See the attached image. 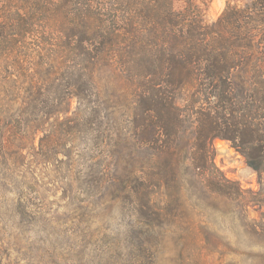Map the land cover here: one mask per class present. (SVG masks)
I'll return each instance as SVG.
<instances>
[{
	"label": "trees",
	"instance_id": "obj_1",
	"mask_svg": "<svg viewBox=\"0 0 264 264\" xmlns=\"http://www.w3.org/2000/svg\"><path fill=\"white\" fill-rule=\"evenodd\" d=\"M3 1L0 194L39 138L48 160L92 192L88 203L112 186L129 199L138 218L125 238L135 226L149 237L170 231L188 210L187 185L194 208L225 197L234 208L212 212L236 213L264 238V0H228L212 22L196 0L181 9L174 0ZM216 138L258 173L257 191L220 169ZM25 182L4 193L17 188L20 201Z\"/></svg>",
	"mask_w": 264,
	"mask_h": 264
},
{
	"label": "rangeland",
	"instance_id": "obj_2",
	"mask_svg": "<svg viewBox=\"0 0 264 264\" xmlns=\"http://www.w3.org/2000/svg\"><path fill=\"white\" fill-rule=\"evenodd\" d=\"M196 1L209 22L222 14L228 2ZM174 3L181 9L186 0ZM106 92L110 95L109 105L114 99L113 91L109 88ZM76 104L73 99L72 110ZM112 109L110 105L107 110L110 117ZM121 111L127 127L126 106ZM214 145L215 161L225 175L257 191L258 173L231 142L216 138ZM27 155L26 162L15 169L16 182L12 185L26 181L21 200L17 188L13 193H4L12 187L7 184L0 194V264H264V249L256 246L264 238L247 232L238 214L212 212V207L223 211L234 208L225 197L206 198L201 205L198 203V211L194 208V187L187 185L184 197L188 210L174 221L170 231L161 230L149 237L135 226L130 237L125 238L129 223L138 217L129 199L114 198L117 186L106 190L105 197L97 202L91 204L89 199L88 203L92 192H84L80 178L72 183L67 165H53L48 160L39 138L35 147L27 149ZM78 170L74 171L75 177L81 173ZM249 213L258 217L254 207L249 208Z\"/></svg>",
	"mask_w": 264,
	"mask_h": 264
}]
</instances>
